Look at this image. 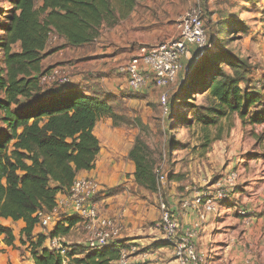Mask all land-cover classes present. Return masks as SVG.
<instances>
[{"label":"trees","instance_id":"trees-1","mask_svg":"<svg viewBox=\"0 0 264 264\" xmlns=\"http://www.w3.org/2000/svg\"><path fill=\"white\" fill-rule=\"evenodd\" d=\"M142 1L0 0L9 8L7 12L0 10V218L25 223L21 242L26 245L23 237L28 239L35 264H63L65 260L66 264H119L121 260V250L126 247L123 240L118 247L97 251L80 244L69 246V250L64 246L66 257L45 246L49 239L64 237L81 222L75 215L59 220L47 234L34 235L38 213L53 212L57 198L69 193L78 175L96 168L101 151L94 134L98 122L110 118L115 127L129 124L127 113L112 97L88 95L72 89L71 84L44 88L40 78L51 69L43 65L48 55L65 47L94 43L105 27L127 19ZM226 28L231 37L248 32L246 25L230 19L221 22L218 36ZM52 37L63 44L48 51ZM223 41L224 37L217 40L218 52L207 42L204 67L185 84L184 94L177 99L186 104L187 113L177 114L176 119L189 129L194 125L201 128L204 148L221 140V136L210 140L211 128L233 114L243 125H264V108L260 107L264 85L253 83L252 67L227 51ZM44 91L52 95L42 101ZM197 95H207L208 103L197 105ZM168 104L171 113L175 103ZM135 124L141 133L147 128L141 120ZM129 159L135 165L138 186L158 193L161 157L141 134ZM0 236L6 245L15 246L12 229L0 224Z\"/></svg>","mask_w":264,"mask_h":264},{"label":"crops","instance_id":"crops-1","mask_svg":"<svg viewBox=\"0 0 264 264\" xmlns=\"http://www.w3.org/2000/svg\"><path fill=\"white\" fill-rule=\"evenodd\" d=\"M136 9L116 26L106 27L105 35L102 30L100 38L94 43L83 46L94 45L89 51L83 50V56L79 58L80 62L73 67L77 68L78 73L72 79V89L88 95L98 93L112 98H120L124 96L123 92L126 89L130 90L126 77L119 74L117 67L135 55L139 49L137 45L144 42L140 36L143 28H139L135 20ZM133 21L136 24L132 23ZM139 30H141L140 33ZM56 39L60 43L59 46L63 44V40L57 37ZM53 48L49 47L48 51ZM71 48H74V51ZM81 48L65 47L57 50L48 55L43 63L51 57H56L57 64L64 63L63 58L72 56L73 52L79 55L75 49ZM195 53L193 49L191 56ZM186 58L183 59L182 68L188 61ZM52 66L53 64L44 65V68L50 69ZM86 76L93 77L94 80L83 82ZM145 94V90L139 93V95ZM51 95V92L44 91L42 101ZM123 99L126 100L125 97ZM119 102L118 100L113 103L117 105ZM125 102L129 104L132 101ZM127 117L129 124L120 127H115L110 118H103L98 122L94 134L100 141L101 151L96 168L92 171H82L78 177L95 178L104 190H110L99 196L100 198L96 201L97 209L103 217L110 216L120 219L125 228L120 240H123L126 246L136 244L140 248L141 253L132 258V264H179L172 249L163 241L161 224H157L159 228L152 225L158 219L156 215L157 193L147 191L135 182V165L129 159V154L140 131L132 115L127 114ZM238 120L241 122L239 118ZM260 151L258 150V153ZM251 152L253 155L235 159L234 169L238 166L241 172H239V182L232 200L217 214L209 215L205 221L201 222L198 210L184 209L181 204L185 200H191L197 191L190 189L184 197H176V191L173 188L166 196L167 204L178 218L182 229L190 230L199 225L195 230L196 235L193 241L198 251L205 255L206 264H264V258H261L264 249V155L256 157L257 151ZM240 209L247 214L251 213L252 216L243 218L239 213ZM71 215V213L61 211L59 218L61 220ZM0 224L12 229L16 237L15 246L0 243V264H35L31 252L27 250L28 247L23 245L20 247L17 243L20 237L17 236L15 228H18L20 232L24 229L25 223L0 218ZM54 228H51L49 232ZM75 228L78 229V236H71ZM39 234H43V229L38 225L34 230V235ZM2 237L0 236V239ZM253 237L260 245L259 254L256 249L252 250L254 244L251 238ZM67 238L71 242H67ZM61 241H66L67 246L79 244L87 246L89 231L85 223L78 222L69 234L61 237ZM45 246H48L47 242ZM22 249L25 250V255Z\"/></svg>","mask_w":264,"mask_h":264},{"label":"rangeland","instance_id":"rangeland-1","mask_svg":"<svg viewBox=\"0 0 264 264\" xmlns=\"http://www.w3.org/2000/svg\"><path fill=\"white\" fill-rule=\"evenodd\" d=\"M195 6H201L203 9L207 42L209 45L212 38L210 44L212 50L214 52L219 51L217 40L220 37H224L221 45L252 67L251 79L253 83L264 85V0H258L253 3H245L242 0H143L136 9L135 20L139 24V28H143V33L140 36L144 39V42L137 45V48L155 45L157 42L160 43L175 38L177 36L178 21L181 16ZM0 10L2 12L9 11L8 4L0 3ZM230 19H235L238 23L246 25L248 32L231 37L228 34L229 28H226L218 36L221 22ZM132 23L136 24L135 21ZM103 30L105 35L106 27ZM140 32L141 30H139ZM53 38L49 45L50 48L60 44L57 39L55 41ZM106 42L109 41L106 40ZM102 44H105V42H102ZM92 47L94 45L75 49L79 55H75L74 52L71 53L72 56L63 58L65 60L64 63L57 64L56 57H51L44 61L43 64L45 66L53 64L52 69L63 68L68 72L72 80L78 73L77 68L73 67L80 62L79 58L83 56V50L87 49L86 51H89ZM71 50L74 51V48H71ZM1 56L2 52L0 50V64L2 62ZM192 56L190 55L186 58L188 61L181 69L178 78L167 89H157L150 86L145 89V95L137 94V97L136 93H132L130 90L129 92L126 89L123 92L124 96L120 98L113 97L114 101H120L119 105L121 106L119 109L121 111L131 114L135 121L141 120L147 126L145 131L143 133L140 132V134L154 152H157L161 157V160L158 161L157 171L159 175H164L166 179L161 185L160 192L156 194V199H158L156 215L158 219L152 224L155 228H159L160 226H157V224H161L160 200L163 199L167 202L166 196L170 190L174 188L176 197H184L190 192V189L197 192L207 190L208 187L219 183L229 171L233 170L239 175L241 171H239L238 166L235 169L233 166L236 165L235 159L253 155L251 154L253 150L257 151L256 157L264 155V125H243L242 122H239L238 115L233 114L231 117L223 119L218 126L211 128L210 140L219 136H221V140H215L204 148L203 146L206 143L203 140L205 134L201 128L194 125L189 129L176 119L177 114L186 115L187 113L186 104H180L183 102H179L177 99L184 94V86L193 66H195V57L192 58ZM83 79V82L94 80L93 77L89 76ZM165 91L169 95L167 106L163 104L161 99ZM124 97L125 101L131 100L132 102L127 104L123 99ZM169 101L175 103L171 113L168 112ZM206 103H208L207 95H197V105ZM260 107L264 108V104H261ZM249 119L250 117L247 121ZM0 125L2 126V124ZM161 129L162 132H160ZM258 150H261L260 153H258ZM109 191V189H105L99 196ZM150 195L154 197L153 194ZM99 196L95 198V202L100 198ZM242 212V209H240L239 213L243 218L252 216L251 213L244 215ZM256 226L258 227V225ZM15 230L17 236L20 237L17 243L22 247V230L20 232L18 228H15ZM70 235L78 236V229L75 228ZM23 238L27 242L23 246H27V250L30 251L28 239L26 237ZM251 240L254 244L252 245V250L256 249L257 254H259V243L256 242L255 237L251 238ZM66 241L71 242L68 238ZM66 241H61V243L68 247L67 250H69ZM2 242L5 244L4 236L0 239V243ZM128 246L136 247L135 251L128 248L126 252V256L132 263V258L140 254L141 251L136 244H129ZM24 251L23 255H25ZM261 258H264V249Z\"/></svg>","mask_w":264,"mask_h":264},{"label":"built area","instance_id":"built-area-1","mask_svg":"<svg viewBox=\"0 0 264 264\" xmlns=\"http://www.w3.org/2000/svg\"><path fill=\"white\" fill-rule=\"evenodd\" d=\"M56 41V37L53 38ZM52 40V38H51ZM50 40V42H51ZM207 44V35L204 23V12L201 6L187 10L178 21L177 36L151 46H141L136 54L118 67L119 74L127 79L129 89L134 93H141L148 87L167 89L176 81L182 69L183 59L190 56L192 50L203 52ZM72 80L63 68H51L40 78L44 88L62 87L71 84ZM162 102L166 106L168 92L162 94ZM166 177L160 175L162 185ZM239 175L235 171L227 172L221 181L198 191L191 200L181 202L182 207L195 208L200 214L201 222L209 215L217 214L232 200L238 186ZM104 191V187L91 177H77L67 195L59 196L53 212H39L38 225L47 234L51 228L58 224L61 211L71 213L83 221L89 231L87 247L92 251L104 248L118 247L124 233V226L120 219L103 217L100 215L95 198ZM161 227L163 241L172 249V253L179 264H206V257L200 253L193 239L196 235L194 229L184 230L172 212L171 207L163 199L160 200ZM246 214V212H242ZM49 249L57 250L66 257V249L61 238L47 241ZM128 248L136 250L135 246L123 247L119 264H132L126 256ZM66 264V260L63 262Z\"/></svg>","mask_w":264,"mask_h":264},{"label":"water","instance_id":"water-1","mask_svg":"<svg viewBox=\"0 0 264 264\" xmlns=\"http://www.w3.org/2000/svg\"><path fill=\"white\" fill-rule=\"evenodd\" d=\"M194 57H195L194 60L196 61L195 66H193V69L191 70V72L189 74V77L187 79V83L189 81H191L192 79H194L199 74V72L202 70V68L204 67V65L206 63V60H205L206 50H204L201 53L196 52Z\"/></svg>","mask_w":264,"mask_h":264}]
</instances>
